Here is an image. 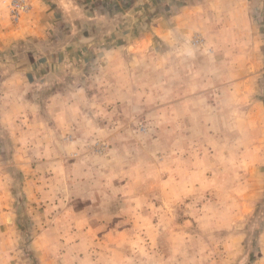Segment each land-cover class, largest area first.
I'll return each mask as SVG.
<instances>
[{
    "label": "rangeland",
    "instance_id": "374dc122",
    "mask_svg": "<svg viewBox=\"0 0 264 264\" xmlns=\"http://www.w3.org/2000/svg\"><path fill=\"white\" fill-rule=\"evenodd\" d=\"M14 1L7 7L11 23L17 25L11 16ZM203 35L171 44L170 51L208 56L213 47ZM150 49L162 50L156 43ZM193 61L179 69H159L156 58L133 59L134 68L127 75L133 90L117 95L94 84L110 79L118 84L120 76L105 77L92 65L80 71L84 76L60 79L62 86H87L81 121L70 122L56 144L69 151L67 161L83 159L92 166L88 178L94 182L85 184L82 194L86 203L76 204L88 217L79 222L93 229V211L104 206L110 213L126 214L98 220L108 232L82 239L79 251L70 250V264H264V163L255 165L258 161L253 159L264 152V123L242 121L240 136L248 137L252 130L262 139L245 143L237 123L228 118L233 109L213 90L211 105L196 106L190 118L189 106L180 101L197 98L198 92L186 87L191 81L198 87L211 82L206 75L210 61ZM255 77L257 91L247 94L246 112L254 109L255 100L264 102V69ZM239 150L246 153L238 154ZM3 161L7 159L0 153V171ZM19 188H12V193ZM95 197H105L106 203L95 202ZM126 197L129 203L123 202ZM14 206L19 216L14 226L33 231L6 233L11 222L0 225V264H51L47 253L36 255L30 248L39 230L32 227L25 202ZM116 230L125 234L119 238ZM101 237L104 245H96ZM67 238L72 242L77 236Z\"/></svg>",
    "mask_w": 264,
    "mask_h": 264
},
{
    "label": "crops",
    "instance_id": "0c3cea01",
    "mask_svg": "<svg viewBox=\"0 0 264 264\" xmlns=\"http://www.w3.org/2000/svg\"><path fill=\"white\" fill-rule=\"evenodd\" d=\"M10 1L0 0V153L7 159L0 171V225L11 222L6 233L33 231L14 226L19 217L14 203L25 202L32 227L39 230L30 248L36 255L47 253L51 264H70V250L79 251L82 239L108 232L98 220L126 215L110 213L104 206L93 211V229L79 222L87 210L76 204L86 203L82 194L85 184L94 182L88 178L92 166L83 159L67 161L69 151L56 144L70 122L81 121L87 86H62L60 79L84 76L80 71L92 65L105 77L120 76L122 86L116 79L94 84L117 95L133 90L134 82L127 78L133 59L156 58L159 69H179L188 60L192 65L193 60L208 59L211 68L206 75L211 82L198 87L191 81L185 90L197 91V98L180 104L189 106L192 118L193 108L211 105L213 90L233 109L228 118L237 123L239 137L249 144L261 139L252 130L248 137L240 136L239 127L242 121L264 123L262 99L254 101L252 111L245 110L247 94L257 91L255 76L264 69V0H27L29 11L17 25L10 21ZM199 33L211 43L212 54L170 51L171 44ZM155 43L162 48L158 53L150 49ZM251 113L254 117L248 118ZM253 159L258 161L255 165L264 163V152ZM257 170L263 171L260 166ZM17 185L15 195L12 188ZM94 201L103 205L106 198ZM123 202L130 201L126 197ZM115 234L121 238L125 232ZM67 236L77 238L71 242ZM102 240L96 245H104Z\"/></svg>",
    "mask_w": 264,
    "mask_h": 264
},
{
    "label": "built area",
    "instance_id": "2783aa9c",
    "mask_svg": "<svg viewBox=\"0 0 264 264\" xmlns=\"http://www.w3.org/2000/svg\"><path fill=\"white\" fill-rule=\"evenodd\" d=\"M29 10L27 0H15L11 6V16L15 23H18L24 12Z\"/></svg>",
    "mask_w": 264,
    "mask_h": 264
}]
</instances>
